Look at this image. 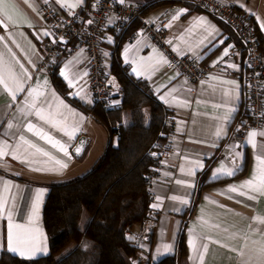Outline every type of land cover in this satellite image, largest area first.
<instances>
[{"label": "crops", "instance_id": "1", "mask_svg": "<svg viewBox=\"0 0 264 264\" xmlns=\"http://www.w3.org/2000/svg\"><path fill=\"white\" fill-rule=\"evenodd\" d=\"M47 1L0 0L4 9V12L0 13V19H4L6 24V26L0 25V37H3L0 40V60H2L0 70L10 87H14L10 79L14 74L23 81L22 86L25 88L24 92L17 93V100L13 102L10 93L0 85V141L14 147L21 144L19 137L24 136L25 139L48 151L52 157L68 164L65 169L50 170L58 168L55 161L40 154L29 157V161L35 162H21L19 159H13L11 155L0 159V181L7 182V190L5 184L0 183V198L6 201L5 209L0 211V253L2 250H7L9 210L12 211V222L24 226L23 229H14V231L26 235L30 246L40 243L41 233L46 237L44 244L47 247V254H37L29 259L9 251L26 260L38 259L51 252L50 237L43 215L50 192L49 186L88 173L104 153L109 142L107 130L84 111L71 104L55 88L50 70L42 66L44 55L41 44L48 36L44 34L48 31L44 26L43 10ZM50 1L53 8L62 13L82 10L88 0H83L82 4L74 8L64 5H71L75 0ZM126 1L147 4L153 0ZM222 1L236 5L245 14L254 17L258 22L260 33L264 35V0ZM177 10L186 11L179 15L178 19H173ZM8 17L11 19L9 20ZM144 17L153 22L161 20L166 23L167 38L173 48L181 54L200 55L203 63L209 65L211 74L201 82H194L185 75H177L175 71L166 70L165 64L160 62V54L167 59L165 51L151 43L150 38L144 34L135 40L127 39L123 44L121 53L131 65V73L136 78L147 80L155 95L173 112L171 118L174 128L172 140L174 153L172 157L163 161V166L153 180L155 201L152 205H159L155 208L161 212L159 225L152 244L145 245L138 251L134 264H156L174 254L183 228H185L187 249L184 264H201L199 260L193 259L189 244L194 233L198 247L201 242L208 244L203 264H257L258 250L264 246V224L258 223L256 218L264 219V195L257 194L256 199H248L246 196L227 191L230 186H239L253 177L257 166L256 156L264 152V148H261V145H264V137L259 135L256 137V148L247 143V138L241 147H236L233 140L235 135L231 141H228L231 125L246 101L244 63L248 54L244 48V41L227 21L217 18L201 7H189L184 4L165 5L154 9ZM197 18H204L208 23H201ZM209 24L213 26L214 31L209 29ZM113 31L110 25L105 33V47L111 52V45L115 42ZM226 50L228 54L224 55ZM109 63L112 70L110 60ZM65 65H69V78L73 75L76 77L75 86L68 85L70 95L77 97L84 104H92L94 98L90 91L85 53L78 51L72 55L68 54L63 61L60 75L67 82L61 74L65 72ZM233 65L235 67H232ZM134 68L136 72H133ZM24 69L30 76L25 75ZM31 89L44 92V95L36 100L37 108H42L45 116H51L54 122H59L60 128L71 131L73 126L78 125L79 130L74 133V139H70L63 131H57V128L40 120L35 115L36 109L25 105L24 101L29 99L27 92ZM46 98L49 99L50 107L44 103ZM145 114L146 117L149 116L147 109ZM248 117L247 112V117L243 119ZM9 123L13 124V128H8ZM28 123L42 128L55 139L66 144L69 153L72 154L71 158L64 156L44 140H40L33 132H29ZM222 126L226 135L217 137L216 132ZM251 130L264 131V126L251 128L248 133ZM81 135L87 137V144L83 153L76 155L73 149ZM224 141L227 143L222 148L220 158L210 170L207 181L213 183L222 179L225 181L205 189L193 208L198 176L207 163L218 154ZM12 147L8 149L9 153ZM26 147L21 144L20 151L24 152ZM32 152L34 149L28 148V152L24 154L28 155ZM235 153H240L241 157L237 158ZM247 156H249L248 167L243 172L247 164ZM233 159L239 167V171L234 176L220 175L213 178L215 170L221 165L232 167ZM197 162L202 167H197ZM36 168L44 170L36 171L34 170ZM192 170L195 174L187 175ZM178 180L193 184L194 187L177 184ZM38 192H42L39 214L30 221L31 205ZM174 196L186 199L188 203L183 204L173 200ZM202 217L210 224L219 227H209L208 224L202 223ZM24 229L35 231L25 233ZM201 237L210 239L202 241ZM164 245H171V251L165 252Z\"/></svg>", "mask_w": 264, "mask_h": 264}, {"label": "trees", "instance_id": "2", "mask_svg": "<svg viewBox=\"0 0 264 264\" xmlns=\"http://www.w3.org/2000/svg\"><path fill=\"white\" fill-rule=\"evenodd\" d=\"M173 4L199 7L192 0H153L144 4L140 13L147 16L158 7ZM88 10L89 0L81 12V20L88 17ZM141 26L142 19L135 17L120 31L113 27L115 42L111 45L109 59L123 94L122 104L115 109L105 108L95 99L92 104H84L70 95V88L60 75L61 65L69 52L67 47L58 49L56 61L50 69L55 88L71 104L101 124L107 130L109 142L88 173L49 186L43 215L51 252L38 259L26 260L5 249L0 253V264H134L140 248L128 239V232L137 230L148 214V188L158 173L157 160L160 159L152 153H161L174 130L173 112L155 95L147 80L136 78L131 73V65L121 53L125 41ZM75 43L76 38L73 37L69 45L73 47ZM259 46L264 53V35L260 32ZM246 104L247 101L231 125L228 141L233 139L238 122L247 117ZM146 108H149L148 117ZM125 111H130V120H125ZM226 143H222L218 154L199 174L193 208L205 189L225 181L222 179L213 183L207 180ZM247 158L243 172L248 167L249 156ZM184 229L180 233L176 252L156 264L185 263Z\"/></svg>", "mask_w": 264, "mask_h": 264}, {"label": "built area", "instance_id": "3", "mask_svg": "<svg viewBox=\"0 0 264 264\" xmlns=\"http://www.w3.org/2000/svg\"><path fill=\"white\" fill-rule=\"evenodd\" d=\"M199 7L227 21L241 36L244 48L248 54L247 68V109L249 117L243 119L236 130L234 142L236 147H241L246 141L249 129L264 126V53L259 46L260 28L257 20L245 14L236 5L222 0H192ZM143 3L126 1L123 4L118 0H89L88 17L81 20L82 10L59 12L53 8L48 0L44 6V26L49 35L41 44L43 53L42 66L50 70L56 61L58 49L67 47L69 54L82 51L86 56V65L90 91L95 100L105 108L115 109L123 101L122 87L118 78L110 69L109 58L112 52L103 44L105 33L110 25L120 31L132 18L142 19L141 28L129 39L135 40L142 34L150 38L151 43L165 51L168 71H175L185 75L195 82H201L210 75V67L203 63L200 55L181 54L174 50L167 38L168 26L163 21L153 22L140 13ZM88 21H92L88 23ZM75 37L73 47L70 40ZM173 133L169 136L168 143L158 154V170L163 166V161L172 157L174 147L172 144ZM157 170V172H158ZM157 175V173L155 174ZM154 175V177H156ZM149 209L146 218L135 231H129V236L137 247L144 248L151 245L154 234L159 225L161 212L152 207L155 201L153 181L148 188ZM143 247H140V245Z\"/></svg>", "mask_w": 264, "mask_h": 264}, {"label": "snow or ice", "instance_id": "4", "mask_svg": "<svg viewBox=\"0 0 264 264\" xmlns=\"http://www.w3.org/2000/svg\"><path fill=\"white\" fill-rule=\"evenodd\" d=\"M119 3L123 4L125 2V0H118ZM83 3V0H75V3L71 4V5H64V6H68L70 8H74L79 6L80 4ZM186 10H177L176 13L173 15V19H178L179 15H182L185 13ZM4 9L2 6V3H0V13H3ZM8 19L10 20L11 17H8ZM201 23H205L207 24L208 22L206 20H204V18H197ZM92 21H88V23H91ZM0 25H4L5 24V20L4 19H0ZM31 26V25H29ZM209 29H211L212 31H214L215 29L213 28V26H211L209 24ZM45 35H49V33L45 32ZM142 35V33H141ZM3 37H0V40H2ZM170 43V41H169ZM222 43V41H221ZM175 50V49H174ZM227 50L225 51L224 55H227ZM160 62L163 64H168L170 63L169 61H167L166 58L163 57L162 54H160ZM72 62H69V64H71ZM0 64H2V60H0ZM21 67L23 68V65H21ZM232 67H235L234 65ZM68 71H69V65H65V72H62L61 74L64 76V78L67 80L68 85L70 87H74V80H76V77L73 75L72 78H69L68 75ZM133 72H136V69H133ZM24 73L26 76H30V74L27 72L26 69H24ZM140 73H137V75H139ZM84 75H87V73H84ZM177 75H179V73H177ZM10 79L13 81V85L14 87H10L9 84L6 82L4 75L2 73V70H0V85L3 86V88L5 90H7L10 95H11V99L13 102H15L17 100V93L18 92H24L25 88L22 86L23 81H21L16 75H11ZM230 83H235V82H230ZM45 84H47V82L45 81ZM79 94V93H77ZM41 95H44V92L41 91H37V89H31L27 92V97L29 99H26L24 101L25 105L28 108H32V109H36L35 111V115L42 121H44L46 124H50L52 125V127L57 128V131H63L65 135H67L70 139H74V133L76 131L79 130L78 125L73 126V129L71 131H68L66 128H60L58 126L59 122H54L53 118L51 116H45L44 115V110L42 108H37V98ZM163 99V97H161ZM45 105L50 107V103H49V99L46 98L44 101ZM61 103H63L61 101ZM23 111V109L21 110ZM31 114V113H29ZM8 128L11 129L13 128V124L9 123L8 124ZM27 130L29 132H33V134L37 137H39L40 140H44L46 143L52 145L53 148H57L60 152H62L64 154V156L68 157L69 159L71 158V155L68 151V146L64 143H61L60 140L55 139L50 133L45 132L42 128H37L36 125L32 124V123H28L27 125ZM217 137H220L222 135H226V132L223 128V126L217 130L216 132ZM261 136L264 137V131H260L257 132L256 130H251L248 133V137H247V143L250 144L253 148L257 147V142H256V137L257 136ZM19 140L21 142V144L26 145L27 147L24 149V152L20 151L21 148V144H17L16 146L12 147L10 145H8L6 142L4 141H0V159L11 155L13 159H19L21 162H35V161H29V157L30 156H34L36 154H40L42 156L45 157H49L50 160H54L55 161V165L58 166V168L56 169H50V170H62L68 167V164L66 162H64L63 160L60 159H56L55 157H52L50 155V153L48 151H45L43 148L39 147L37 144L25 139L24 136H20ZM83 144V142H82ZM12 147V151L11 153L8 152V149ZM28 148L34 149V152L32 153H28V155H25L24 153L28 152ZM261 148H264V145H261ZM81 153V148H76L75 149V154L79 155ZM235 156L237 158L241 157L240 153H235ZM256 161H257V166L254 169V173H253V177L251 179H249L248 181L243 182L241 185L236 186H230L229 189L227 190L228 192L231 193H236L239 196H246L248 199H256L257 198V194L258 195H264V152H261L260 154H258L256 156ZM232 167H225L224 165H221L220 168L216 169L214 174H213V178L220 176V175H224V176H234L236 174V172L239 171V167L236 165V160L233 159L232 161ZM197 167H202V165L199 164V162H197ZM36 171H42L44 169L42 168H36L34 169ZM195 172L194 170L189 171L187 173V175H194ZM0 183H4L5 184V190H7V182H3L0 181ZM177 184H186V186L188 187H194L193 184L187 183L183 180H178L176 181ZM41 195L42 192H38L35 200L33 202V204L31 205V216H29V220L33 221L35 218L38 217L39 214V207H40V203H41ZM173 200H178L180 203L183 204H187L188 201L186 199L183 198H179V197H172ZM5 205H6V201L3 198H0V211H3L5 209ZM153 208H157L159 207L158 204H153L152 205ZM8 216V233H7V250L12 252V253H16L19 254L22 257H26V258H34L35 255L37 254H47V247L44 244V241L46 240V237H43V234L41 233V238H40V243H37L35 245L30 246L28 243V239L26 235L21 234L19 231H14L15 230H20L23 229L24 226L19 225V224H14L12 222V211L9 210L7 213ZM257 222L260 224H264V219H261L259 217L256 218ZM201 222L202 223H206L208 224L209 227H216L218 228L219 225H212L210 224L208 221H205L203 219V217L201 218ZM31 231H35L33 229H24L25 233H29ZM129 240H135L136 238L134 236H129L128 237ZM202 241L205 239H210L209 237H201L200 238ZM190 247L192 249L193 252V259L199 260L201 262V264H203L204 261V253L207 252L208 250V244L201 242L199 247L197 246L196 243V234H193V239L189 241ZM140 247H143V245L141 244ZM172 246L171 245H164V250L165 252H169L171 251ZM257 264H264V246L260 247V249L258 250V259H257Z\"/></svg>", "mask_w": 264, "mask_h": 264}, {"label": "water", "instance_id": "5", "mask_svg": "<svg viewBox=\"0 0 264 264\" xmlns=\"http://www.w3.org/2000/svg\"><path fill=\"white\" fill-rule=\"evenodd\" d=\"M248 61H249V57L246 58L245 63H244V86L245 87H246V84H247ZM245 97H247V94H246ZM82 142H83V144H82ZM86 144H87V137L85 135H81L78 138V140H77V143H76V145H75V147L73 149V152L75 153V149L79 147V148H81V153L79 155H81L83 153V150H84ZM152 154L154 156H157L158 155V152L157 151H154Z\"/></svg>", "mask_w": 264, "mask_h": 264}, {"label": "rangeland", "instance_id": "6", "mask_svg": "<svg viewBox=\"0 0 264 264\" xmlns=\"http://www.w3.org/2000/svg\"><path fill=\"white\" fill-rule=\"evenodd\" d=\"M175 49V48H174ZM176 50V49H175ZM201 57V56H200ZM209 67V65H207ZM210 74H211V71H210ZM193 81V80H192ZM195 82V81H194ZM247 94V92H246ZM246 101H247V97H245ZM148 111H149V108H146ZM125 120H130L131 118V113L130 111H125V116H124ZM128 122V121H126ZM147 122V121H146Z\"/></svg>", "mask_w": 264, "mask_h": 264}]
</instances>
